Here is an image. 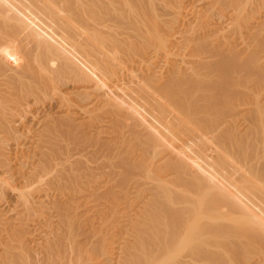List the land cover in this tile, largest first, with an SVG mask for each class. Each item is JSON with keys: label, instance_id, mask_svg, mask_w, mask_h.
I'll list each match as a JSON object with an SVG mask.
<instances>
[{"label": "bare ground", "instance_id": "bare-ground-1", "mask_svg": "<svg viewBox=\"0 0 264 264\" xmlns=\"http://www.w3.org/2000/svg\"><path fill=\"white\" fill-rule=\"evenodd\" d=\"M262 81L264 0H0V264H264V109L229 113ZM126 159L151 198L113 257L78 218Z\"/></svg>", "mask_w": 264, "mask_h": 264}, {"label": "rangeland", "instance_id": "rangeland-1", "mask_svg": "<svg viewBox=\"0 0 264 264\" xmlns=\"http://www.w3.org/2000/svg\"><path fill=\"white\" fill-rule=\"evenodd\" d=\"M170 10V9H169ZM240 35L238 34V35H236V37H239ZM154 56H156V62H158V61H161V63H157V65H156V67L157 66H159L158 67V70L159 71H164L165 69H166V63H165V60L167 61H169V59H170V61H171V57L170 56H165V54H164V52H163V50H156V52H154ZM168 57H170L169 59H168ZM167 58V59H166ZM174 59H173V57H172V61H173ZM169 61V62H170ZM130 72H126V76L127 77H129L130 76V78H126V76H124V81H126V83H129L130 82V80H132L133 79V76L131 75V73L129 74ZM132 73H134V71L132 72ZM251 79H253V81L256 79V78H247L246 80H245V82L247 83V80L248 81H252ZM262 84L260 85V82L258 83L259 85H255V88H254V86H253V92L252 91H246V89H244V88H241V87H238V91H239V97H238V104H236L234 107H232V110L229 112L231 115H234V116H236V119H239V128L240 129H242V131H244V129L246 130V129H248L250 126L249 125H251V123H249L247 120H246V122H245V117L247 118V117H249L250 118V116L251 115H253L252 114V112L254 111V112H256L257 113V116H256V118H260L263 114V109H264V81H262L261 82ZM241 90V92H240V90ZM244 89V90H243ZM243 91H244V93H243ZM248 93V95L246 94V93ZM250 92V93H249ZM241 95V96H240ZM247 96V97H246ZM241 97V98H240ZM244 97V98H243ZM241 99V100H240ZM242 99H244V101L242 100ZM260 99V100H259ZM258 100V105L256 104L255 105V103H256V101ZM243 101V102H242ZM247 101V102H246ZM262 102V103H261ZM48 103V102H47ZM47 103H45L44 105H37V106H34L33 107V109L35 108V107H37V108H35L36 109V111H38V112H40L41 110H42V112L44 113V110L45 111H48V110H50V106H51V104H50V102H49V104L47 105ZM252 105V106H254V108H253V111H252V106L250 105V104ZM263 104V105H262ZM249 105H250V107H249ZM41 106V107H40ZM38 107H40V108H38ZM45 107V108H44ZM48 107V108H47ZM248 107V108H247ZM255 107H256V110H255ZM46 108L48 109V110H46ZM261 108H262V110H261ZM39 109V110H38ZM236 109V110H235ZM247 109V110H246ZM249 109V110H248ZM235 110V111H234ZM261 111H262V113H261ZM246 112V113H245ZM250 114H249V113ZM41 113V112H40ZM245 113V114H244ZM238 114V115H237ZM245 115V116H244ZM256 115V114H255ZM251 117H253V116H251ZM243 121H242V120ZM248 119V118H247ZM213 120V119H212ZM212 120H210L209 122H213ZM245 123V124H244ZM243 124V125H242ZM249 124V125H248ZM246 125H248V126H246ZM241 126H242V128H241ZM111 142V141H110ZM104 151V150H103ZM103 155V156H102ZM114 154H113V152H110V151H104V152H100V153H98V154H95L94 156L92 155L91 157H90V159L88 160V165L89 166H92V167H94V168H96V167H98L99 166V164L101 163H104V162H106L107 161V163L109 164V163H113L115 160H114ZM92 158V159H91ZM102 161V162H101ZM104 161V162H103ZM130 162V160L129 159H126V160H122V161H117L116 163V165L115 166H113L112 165V167L110 166V167H108L109 169V171H107L106 172V174L103 176H100V178H99V176H97L98 177V179L100 180H98L97 179V177H95L96 178V180L95 181H99V183H108L109 184V186H104L103 188H107V190H108V188H110L111 186H113V188L111 187L110 189V194H109V196L108 195H106V196H108V197H104V195L103 194H105L106 192H107V190H106V192H104L103 194H101V192H100V194L101 195H99V196H103L104 197V199H99V197H93V198H96V200L95 199H93V200H95V201H92L91 199H90V202L87 204V206L88 207H86L85 209L83 208V209H80V210H85L86 211V209H88L89 211V213L87 214V211L85 212H83L85 215H86V217H82L81 219H79L78 218V223H79V226L81 227L83 224H85V225H83L82 226V228L83 227H86V228H83V229H91L92 231H91V233L90 234H93V235H91V239L90 240H92V241H99V243L100 244H102L101 246H103V247H105V249H107L108 250V253H111L112 254V256L113 257H116L115 255V253H118V250L120 251V249H122V248H124L125 247V245H126V243H128L129 241H131L132 239H133V237H132V235H131V233L130 232H128L127 230H125V229H127V228H125V226L124 225H128V221L129 220H135L134 218H136V215H138V213L140 214L141 212H143L145 209H147L148 208V206H149V204H150V195H149V193H146V192H149V191H147V190H145V188L144 187H142L141 185H140V183L142 182V181H144V179H146L145 177V174L143 173L144 172V170H143V172H142V170H139V171H137V172H135V173H132V172H130L131 173V175H130V173L127 171V170H125V169H123L124 168V164L123 163H125V164H127V163H129ZM122 163V164H121ZM100 164V165H101ZM98 165V166H97ZM96 166V167H95ZM111 168V169H110ZM116 168V169H115ZM113 169V170H112ZM107 170V169H106ZM116 170V171H115ZM128 172V173H127ZM113 173V174H112ZM137 173V174H136ZM141 173V174H140ZM119 174H121V175H119ZM122 174H123V176H122ZM134 174V175H133ZM155 174H157V173H155ZM111 175V176H110ZM159 175V176H158ZM134 176V177H133ZM137 176V177H136ZM160 174H157L156 176H154V180H155V177H156V180L157 179H159L160 178ZM120 177V178H119ZM125 177V178H124ZM141 177V178H140ZM138 178V179H137ZM123 179H124V181H123ZM126 179V180H125ZM150 180V182H154V180ZM120 181V182H118L117 183V181ZM111 184H110V183ZM114 182H115V184H114ZM113 184V185H112ZM118 184V185H117ZM127 184V185H126ZM175 187L176 186H172L171 185V188H174L175 189ZM88 188V187H87ZM87 188H85V190L83 189V190H81V191H83V193L84 194H91V192H92V188H91V190L89 189V191L87 190V192H84V191H86V189ZM103 188H102V190H103ZM116 192H115V191ZM194 190V189H193ZM103 191H105V190H103ZM108 193V192H107ZM13 193L11 192V191H9L8 192V194H6L5 196H8L7 198L5 197V198H3V199H5V200H3V201H5V202H0V210H2V212L3 213H8V214H10V212L9 211H11V213L13 214V212H12V210L13 211H16V213H17V210H20V207H18V205H17V202H16V198L14 197L15 195L13 194ZM112 194V195H111ZM117 195H118V197H117ZM147 195V196H146ZM81 196H82V192H81ZM10 197V198H9ZM144 197H147V198H144ZM99 199V200H98ZM114 199V200H113ZM145 199V200H144ZM109 200V201H108ZM142 201H143V203H142ZM144 201H146L145 203H144ZM11 202V203H10ZM16 202V203H15ZM91 202H93L92 204H91ZM141 202V203H140ZM6 204V205H5ZM13 204H15V205H13ZM17 205V206H16ZM85 205V204H84ZM148 205V206H147ZM13 208V209H11L10 210V208ZM49 207V209H52V211L51 210H49V209H47V210H49V211H47L48 213H46V214H49L50 212V214L49 215H44L43 217H40V218H37V219H40V220H37V222H35L36 223V227L34 226V228L36 229L37 227H39V228H37V229H39V230H37V234H35L36 235V237L37 238H39V239H41V238H45L46 237V235H47V233L48 234H50L49 232H50V230L48 231V229H50V228H47V227H45V225H46V223H47V221L48 220H53V219H56V221L55 222H57V220H59V219H57V217H56V215L54 216V208H53V206L51 207V206H48ZM91 207V208H90ZM17 208V209H16ZM19 208V209H18ZM142 208V209H141ZM9 209V210H8ZM16 209V210H15ZM91 209V210H90ZM7 211V212H6ZM16 213L14 212V215H16ZM11 214V215H12ZM53 214V215H52ZM83 214V215H84ZM90 215V216H89ZM13 216V215H12ZM47 216H49V217H47ZM51 216V217H50ZM100 216V217H99ZM129 217V218H127V217ZM134 216V217H133ZM52 217H55V218H52ZM98 217V218H97ZM46 218V219H45ZM49 218V219H48ZM85 220H84V219ZM88 218H91V219H88ZM103 218V219H102ZM125 218V219H124ZM88 219V220H87ZM45 220V221H44ZM47 220V221H46ZM91 220V221H90ZM95 220V221H94ZM101 220V221H100ZM123 220H125V221H123ZM54 221V220H53ZM81 221H83L82 223V225H80L81 224ZM118 221V222H117ZM127 221V222H126ZM44 223V224H42V225H40V223ZM93 223V226H91V224ZM123 223V224H122ZM103 224V225H102ZM115 224V225H114ZM35 225V224H34ZM117 225V226H116ZM123 225V226H122ZM91 228H90V227ZM44 227V228H43ZM42 228V229H41ZM93 228V229H92ZM105 228V229H104ZM114 228V229H113ZM120 228V229H119ZM125 228V229H124ZM42 230V231H41ZM82 230V229H81ZM102 230V231H101ZM43 234V235H45V237L43 236V235H40V234ZM127 233H129V234H127ZM123 234V235H122ZM127 235V236H126ZM118 236V237H117ZM130 236V237H129ZM92 237H94V238H92ZM124 237V238H123ZM132 237V238H131ZM80 238H82V237H80ZM38 239V240H39ZM98 239V240H97ZM102 241H101V240ZM129 239V240H128ZM111 240V241H110ZM105 241H106V244H105ZM126 241V242H125ZM125 243V244H124ZM121 246V248H119ZM114 247H116L115 249H114ZM178 253L179 252H176V254H177V256H179L178 255ZM175 254V255H176ZM180 254V253H179ZM240 255H243L244 253H243V251L242 252H240L239 253ZM238 254V255H239ZM82 256H84L85 257V263L84 264H88L89 263V260L88 259H90L91 257H90V254L88 255L89 256V258L88 257H86L87 256V254L86 255H82ZM84 257H83V259H84ZM86 258H87V260H86Z\"/></svg>", "mask_w": 264, "mask_h": 264}]
</instances>
